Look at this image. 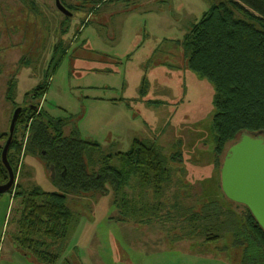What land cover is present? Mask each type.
Returning a JSON list of instances; mask_svg holds the SVG:
<instances>
[{"label": "rangeland", "instance_id": "rangeland-1", "mask_svg": "<svg viewBox=\"0 0 264 264\" xmlns=\"http://www.w3.org/2000/svg\"><path fill=\"white\" fill-rule=\"evenodd\" d=\"M60 1L73 6L69 16L53 0H0V133L15 108L36 104L61 121L62 136L75 131L102 154L124 152L132 139L153 141L169 178L162 209L147 223L117 220L107 185L104 194L67 193L75 223L64 240L51 243L55 264H261L249 253V230H228V210L237 223L243 210L218 188L209 131L212 86L186 69L180 46L189 26L218 0H119L91 11L89 4ZM43 83L42 96L31 100ZM14 183L58 191L44 164L29 155ZM145 199L154 201L148 190ZM18 201L12 192L0 194V264H41L11 243ZM203 205L208 217L197 223L207 232L186 219Z\"/></svg>", "mask_w": 264, "mask_h": 264}, {"label": "trees", "instance_id": "trees-1", "mask_svg": "<svg viewBox=\"0 0 264 264\" xmlns=\"http://www.w3.org/2000/svg\"><path fill=\"white\" fill-rule=\"evenodd\" d=\"M58 1L66 10H74L72 5ZM75 1L89 4L92 8L88 11H91L119 0ZM180 46L186 69L212 86L213 112L209 131L214 162L219 169L221 160L218 163L217 157L225 145L234 142L242 132L261 131L264 138V0H218L212 3L189 26ZM45 86L43 83L35 87L30 99H39ZM138 92L142 97L143 84ZM144 102L151 103L149 100ZM47 116L36 104L20 107L7 147L5 157L12 171L13 184L6 192H12L19 199L18 215L14 219L16 231L11 238L14 247L22 248L26 256L41 264H55L57 256L50 252L51 243L64 240L75 223V216L65 205L66 194H104L105 185L111 190L112 204L119 215L117 220L137 219L147 223L150 218L157 217V212L162 209L159 197L169 173L166 158L153 141L132 139L126 151L102 154L97 144L80 139L75 131L62 136L61 121ZM6 135L7 132L0 133V140H5ZM25 155L34 156L44 164L58 191H43L38 187L22 190L14 183ZM174 155L169 159L172 160ZM6 180V170L0 163V184ZM133 186L137 192L131 196L127 190L133 193ZM147 190L154 200L151 203L145 199ZM221 196L228 204L243 210L240 223L228 210L232 222L228 230H249L246 238L250 242L249 253L259 257L260 263L264 264V233L244 206L227 200L222 193ZM211 203L209 200L207 205ZM208 206L203 205L199 214H187V221L197 223L198 219H207ZM190 227L204 232L209 230L198 223Z\"/></svg>", "mask_w": 264, "mask_h": 264}, {"label": "water", "instance_id": "water-1", "mask_svg": "<svg viewBox=\"0 0 264 264\" xmlns=\"http://www.w3.org/2000/svg\"><path fill=\"white\" fill-rule=\"evenodd\" d=\"M55 9L63 16L70 13L53 0ZM19 107L11 113L7 135L0 149V163L7 180L0 184V194L13 184L12 171L6 161V151ZM219 189L229 201L244 206L264 233V138L261 131L242 132L225 150L218 169Z\"/></svg>", "mask_w": 264, "mask_h": 264}, {"label": "crops", "instance_id": "crops-1", "mask_svg": "<svg viewBox=\"0 0 264 264\" xmlns=\"http://www.w3.org/2000/svg\"><path fill=\"white\" fill-rule=\"evenodd\" d=\"M107 4H111V3H107Z\"/></svg>", "mask_w": 264, "mask_h": 264}]
</instances>
